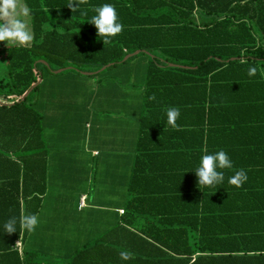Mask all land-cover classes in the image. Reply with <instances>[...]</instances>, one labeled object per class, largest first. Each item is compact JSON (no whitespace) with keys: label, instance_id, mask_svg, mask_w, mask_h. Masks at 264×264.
Segmentation results:
<instances>
[{"label":"trees","instance_id":"1","mask_svg":"<svg viewBox=\"0 0 264 264\" xmlns=\"http://www.w3.org/2000/svg\"><path fill=\"white\" fill-rule=\"evenodd\" d=\"M22 1L32 40L0 45L7 67V80H0V224L17 220L16 231L0 229V264H264V185L261 173L256 177L263 167L254 162L264 158L256 150L264 145L255 137L246 151L244 144L213 140L218 132L264 125L253 105L264 108V0H81L85 16L67 6L70 0ZM105 3L122 28L103 43L86 20ZM137 50L153 55L133 56H147L143 97L151 123L141 118L148 144L143 149L140 134L142 154L122 213L66 257L28 247L31 232L20 221L38 216L46 191L43 115L35 107L45 74L127 64L133 57H124ZM231 105L233 116L213 117ZM169 108L179 110L174 127L163 126ZM218 150L235 164L221 169V184L197 185L191 169L202 154ZM240 170L247 179L228 183ZM121 252L130 258L121 260Z\"/></svg>","mask_w":264,"mask_h":264},{"label":"crops","instance_id":"2","mask_svg":"<svg viewBox=\"0 0 264 264\" xmlns=\"http://www.w3.org/2000/svg\"><path fill=\"white\" fill-rule=\"evenodd\" d=\"M119 65L120 66L113 65L108 67H113V70L106 74L105 78H98V74L102 71L90 75L73 70L77 72L76 75L69 73L64 76V80H60L59 77H54V75H58L61 72H52L50 73L51 76L46 80L48 83L47 94L45 93L42 97L40 96L37 98V102L35 103V106L43 115L44 137L46 135L54 139L53 144L48 142V147L45 148L46 191L41 196L42 203L52 191L53 181L62 185L67 169L66 166L70 164L65 159V151L67 150L61 147V144L57 141L65 137L68 132L67 127L70 125V133L75 131L80 135L81 139L79 152L82 153L83 159H81L82 162H80L79 166H87L90 168L84 171L86 175L83 177V180L85 182L91 181L94 175L92 172L93 158L98 157V166L101 168L100 175H102V178L100 177L101 180L103 176L108 177L112 175L114 179L110 181V183L120 186L113 187L112 189L120 193L116 195V197L122 199L121 203H116L115 205L96 206L91 204L92 202L89 201V196L85 190L78 193L75 198V208L77 212L80 213L86 212L90 213L88 215H92L94 214L92 210H95L96 207H107L108 209L99 210L102 215H113L111 219L110 217H103V219H101L102 222L105 220L107 224H109L111 220L116 219L118 214L122 213L124 205L130 196L128 190L130 181L134 175L135 161L142 154L141 151H139L138 145L140 134L143 135V149H145L148 144V142H145V140H148L145 136L146 132L143 131L142 133L140 128L141 118H143L145 125L151 123L148 122L150 120L147 119V111L144 109V73L141 77L142 88L137 89L140 90L137 94L135 90L137 85L136 76L132 69L133 67L135 68L136 64L131 62ZM262 73L264 77V68ZM68 83L72 84L71 87L73 90L72 94L69 96L66 94L65 87L62 90L60 89V85L61 88H63L62 84L67 85ZM82 85L84 86L81 87ZM244 105L247 107V104ZM253 105L259 107L257 110H260L259 112L264 120L263 105L261 106V104L258 103ZM233 108L236 107L231 105L228 111L221 109L217 112H213V117L223 121L231 115H234L232 112ZM243 117L250 118L253 116L245 114ZM166 122L167 121H165L163 126L167 125ZM161 123L163 122L161 121ZM163 126L161 125L159 132L162 131ZM92 137L94 140L93 144ZM159 137L161 138L162 135L160 134ZM255 137L258 141L262 142L261 145H264V125H261V129L258 131L256 130V132H248L246 130L237 133L230 131L218 132L213 135V140L217 142L224 141V143L227 142L234 146L237 143L239 145L244 144V149L247 151L253 149L251 143L255 140ZM164 142L167 141L164 140ZM150 145L149 143L148 146ZM261 148L262 147H257L256 150H264ZM103 156L105 157L103 158ZM229 159L232 165H234L236 159ZM254 162L258 167H263L261 170L257 171L258 174L256 177L260 178L259 173H261V181L259 180V182L264 185L263 154L261 158L254 160ZM35 163L36 161L33 160L31 166ZM224 174L226 175V171ZM97 175H99V171H97L96 176ZM101 182L103 183L105 181L102 180ZM83 199H85V204L82 206L81 201ZM42 209L43 205L41 204L37 216V223L41 217ZM35 246L36 244L32 247L28 245V247L33 249L36 248Z\"/></svg>","mask_w":264,"mask_h":264},{"label":"rangeland","instance_id":"3","mask_svg":"<svg viewBox=\"0 0 264 264\" xmlns=\"http://www.w3.org/2000/svg\"><path fill=\"white\" fill-rule=\"evenodd\" d=\"M18 2L21 6L25 7L22 0H18ZM23 19L25 20L32 35L29 15L27 17H24ZM1 44H5V42L0 41V45ZM145 57L147 56L139 55L137 57H133L128 62L136 64L135 68L133 67L132 69L136 76L137 85L135 90L137 94L140 91L137 89L142 88L141 77L144 73L143 63L144 60H146ZM112 70L113 67L105 69L104 71L100 72V74H98V78H105L106 74L112 72ZM69 73H73L75 75L77 74V72L73 70H65L58 75H54V77H59L60 80H64V76ZM45 75L46 76L44 77V83L40 86L39 90L35 94L36 99L40 96L42 97V95L45 93L47 94L48 83L46 80L49 76H51V74L46 73ZM1 79L7 80L6 59L3 55H0V80ZM71 85V83H68L67 85L62 84L63 88H61L60 85V89L62 90L65 87L66 94L69 96L73 91ZM83 86L84 85H82L81 87ZM8 99L9 98H5V100ZM67 130L68 132L65 137L63 139L57 140L61 144V147L67 150L65 151V159L68 163H70L66 166L67 169L65 171L63 183L61 185L56 181L52 182V191L44 199V204L42 203L43 209L41 217L39 218L38 223L27 238V243L29 246L32 247L36 244L35 250L44 251L49 255H61L64 257H66L70 252L79 248L90 237L102 233L109 227L108 225L111 222L107 224L105 220H103L102 222L101 219H103V217H110L111 219V216L113 215H102L99 210L108 208L100 206H110L122 202L121 198L116 197V195H119L120 193L112 190L113 187H120L119 185L116 186L110 183V181H113L114 179L112 175L108 177L103 176L102 180H104L105 182H101L102 175H100L101 168L98 166V157L93 158L92 172L94 175L92 176L91 181L85 182L83 180V177L86 175L84 171L89 170L90 168L87 166H79L80 162H82L81 159H83V155H81L82 153L79 152L81 140L80 135L75 131L70 133V125H68ZM44 139L46 148L48 147V142H51V144H53L54 142V139L46 135ZM93 142L94 140L92 137V144ZM104 157L105 156H103V158ZM97 171H99V175L96 176ZM84 190L85 192H87L89 201L92 202L91 204H94L96 206L100 205L99 207H96L95 210H92L94 213L92 215H88L90 213L86 212H77L75 208V198L77 197L78 193H81Z\"/></svg>","mask_w":264,"mask_h":264},{"label":"clouds","instance_id":"4","mask_svg":"<svg viewBox=\"0 0 264 264\" xmlns=\"http://www.w3.org/2000/svg\"><path fill=\"white\" fill-rule=\"evenodd\" d=\"M81 0H70L67 4L73 10H79ZM81 16L87 15L84 10H79ZM94 14L86 21L92 24L96 29V34L103 43L107 42L110 37L115 36L121 31V24L118 21L114 7L111 4H101L93 9ZM29 15V9L21 6L18 0H0V41L6 45H24L32 39L31 32L23 19ZM249 74L254 69L249 68ZM179 115V110L169 108L166 111L167 123L175 126V120ZM232 162L223 150L202 154L198 164L191 170L195 173L197 185L204 187L216 186L223 182L224 173L221 169H230ZM247 179L243 170L237 171L233 176L228 178V183L239 186ZM21 226L28 232L33 231L37 224L35 215H26L20 221ZM17 220L12 217L0 224V229L4 232L16 231ZM120 258L127 261L130 254L121 252Z\"/></svg>","mask_w":264,"mask_h":264},{"label":"water","instance_id":"5","mask_svg":"<svg viewBox=\"0 0 264 264\" xmlns=\"http://www.w3.org/2000/svg\"><path fill=\"white\" fill-rule=\"evenodd\" d=\"M145 52V53H147L148 55H151V56H153L150 52H148V51H146V50H137V51H135V52H133V53H130V54H127L125 57H124V59H123V61H127L129 58H131V57H133V56H135V55H138L139 53H141V52ZM232 59H235V58H232ZM45 64L46 65H48V63H46L45 62ZM114 65V63H109V64H107V65H104L102 68H100V69H98V70H95V71H84V70H76V71H79V72H81V73H84V74H95V73H97V72H99V71H103V70H105L106 68H108V67H110V66H113ZM170 66H172V67H181V68H190L189 66H185V65H180V64H174V63H170L169 64ZM68 69H75V67L74 66H67V67H63V68H59V69H55V70H53V72H55V73H60V72H62V71H65V70H68ZM42 82V79H40L35 85H33L31 88H29L28 90H27V92L24 94V96L22 97V99L19 101V102H22V101H24L28 96H29V94L40 84ZM0 103H1V101H0Z\"/></svg>","mask_w":264,"mask_h":264},{"label":"built area","instance_id":"6","mask_svg":"<svg viewBox=\"0 0 264 264\" xmlns=\"http://www.w3.org/2000/svg\"><path fill=\"white\" fill-rule=\"evenodd\" d=\"M85 204V199L81 201V205L83 206Z\"/></svg>","mask_w":264,"mask_h":264},{"label":"bare ground","instance_id":"7","mask_svg":"<svg viewBox=\"0 0 264 264\" xmlns=\"http://www.w3.org/2000/svg\"><path fill=\"white\" fill-rule=\"evenodd\" d=\"M94 195V194H93Z\"/></svg>","mask_w":264,"mask_h":264}]
</instances>
